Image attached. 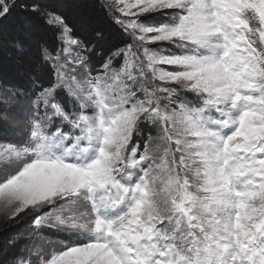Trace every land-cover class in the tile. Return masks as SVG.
Segmentation results:
<instances>
[{
    "label": "snow or ice",
    "instance_id": "1",
    "mask_svg": "<svg viewBox=\"0 0 264 264\" xmlns=\"http://www.w3.org/2000/svg\"><path fill=\"white\" fill-rule=\"evenodd\" d=\"M97 3L107 52L0 0L55 29L41 80L0 82V203L31 221L0 264H264V0Z\"/></svg>",
    "mask_w": 264,
    "mask_h": 264
},
{
    "label": "trees",
    "instance_id": "2",
    "mask_svg": "<svg viewBox=\"0 0 264 264\" xmlns=\"http://www.w3.org/2000/svg\"><path fill=\"white\" fill-rule=\"evenodd\" d=\"M29 6L33 0H22ZM44 9L53 11L65 17L74 24L82 37L96 45L98 51L107 52L119 45L124 37L117 25L109 16L100 10L97 0H35ZM51 30V31H50ZM100 33V37H97ZM55 29L46 24L37 15L24 12L19 8L7 19L0 21V82H7L20 86L23 80L18 74L20 61L32 63L28 66L31 71L32 82L39 81L43 73L37 71L38 51L44 44H52ZM95 63H99L96 59ZM26 85V84H25ZM17 223L16 220L0 218V248H3L11 236Z\"/></svg>",
    "mask_w": 264,
    "mask_h": 264
},
{
    "label": "rangeland",
    "instance_id": "3",
    "mask_svg": "<svg viewBox=\"0 0 264 264\" xmlns=\"http://www.w3.org/2000/svg\"><path fill=\"white\" fill-rule=\"evenodd\" d=\"M1 21V20H0ZM46 27L52 29V27H49L48 25H46ZM51 31V30H50ZM31 66L32 63H25V61H20L19 65H18V74L20 75V79L23 80L22 85L26 87V89L30 86L27 85L30 81L32 82V77H31V71H29L28 66ZM34 68V65H32V68ZM30 79V81H29ZM26 84V85H25ZM191 98V97H189ZM7 140V142H13L11 139V136L9 133L4 132L3 130H0V141H5ZM141 144H143V141H141ZM10 212V209H6L4 208L3 204L0 203V218H7L5 213ZM17 225L14 229V231H12V234H16V233H27L28 231H30L29 225L31 224L30 220H24L23 222H18L16 221ZM19 250V246H17L16 248H12L10 249V254H16Z\"/></svg>",
    "mask_w": 264,
    "mask_h": 264
}]
</instances>
